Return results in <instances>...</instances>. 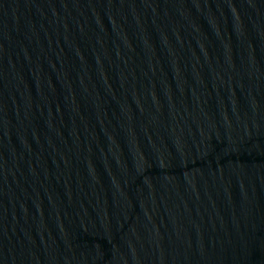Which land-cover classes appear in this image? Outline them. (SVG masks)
<instances>
[{"label":"water","instance_id":"obj_1","mask_svg":"<svg viewBox=\"0 0 264 264\" xmlns=\"http://www.w3.org/2000/svg\"><path fill=\"white\" fill-rule=\"evenodd\" d=\"M0 264H264V0H0Z\"/></svg>","mask_w":264,"mask_h":264}]
</instances>
